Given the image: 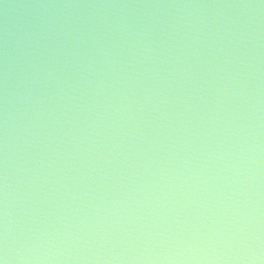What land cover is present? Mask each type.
<instances>
[{
  "label": "water",
  "instance_id": "water-1",
  "mask_svg": "<svg viewBox=\"0 0 264 264\" xmlns=\"http://www.w3.org/2000/svg\"><path fill=\"white\" fill-rule=\"evenodd\" d=\"M0 264H264V0H0Z\"/></svg>",
  "mask_w": 264,
  "mask_h": 264
}]
</instances>
